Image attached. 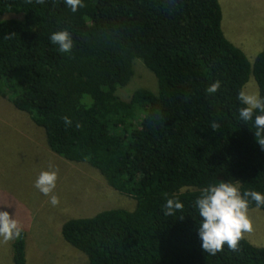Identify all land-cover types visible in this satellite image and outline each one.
Listing matches in <instances>:
<instances>
[{
  "label": "trees",
  "instance_id": "obj_1",
  "mask_svg": "<svg viewBox=\"0 0 264 264\" xmlns=\"http://www.w3.org/2000/svg\"><path fill=\"white\" fill-rule=\"evenodd\" d=\"M82 4L72 12L64 0H0V97L42 128L53 153L87 163L134 201L130 210L67 219L62 239L84 264H264V247L244 238L237 251L225 244L216 255L204 252L194 206L202 189L221 181L264 194V148L238 100L249 75L264 97V48L247 61L220 28L217 0ZM61 30L70 33V53L49 39ZM133 59L156 90L138 88L124 101L115 90L132 75ZM217 80L219 90L206 95ZM168 198L183 210L165 216ZM250 208L264 214L254 201ZM24 240L23 230L11 241L12 264H26Z\"/></svg>",
  "mask_w": 264,
  "mask_h": 264
},
{
  "label": "rangeland",
  "instance_id": "obj_2",
  "mask_svg": "<svg viewBox=\"0 0 264 264\" xmlns=\"http://www.w3.org/2000/svg\"><path fill=\"white\" fill-rule=\"evenodd\" d=\"M217 1L224 36L251 63L264 48V0ZM3 18L20 15L6 14ZM138 88L155 91L156 80L139 59H133L132 75L115 90V95L126 101ZM242 88L257 91L251 75ZM56 169L54 194L60 203L53 207L50 197L34 185L41 171ZM133 206L131 198L112 189L87 163L67 161L53 153L45 143L42 128L0 97V211L9 212L23 225L26 264H84L85 255L62 239L60 225L69 218L89 217L111 208L130 210ZM248 216L253 231L244 239L264 247L263 212L250 208ZM10 243H3L0 238V264H12Z\"/></svg>",
  "mask_w": 264,
  "mask_h": 264
},
{
  "label": "clouds",
  "instance_id": "obj_3",
  "mask_svg": "<svg viewBox=\"0 0 264 264\" xmlns=\"http://www.w3.org/2000/svg\"><path fill=\"white\" fill-rule=\"evenodd\" d=\"M32 3V0H28ZM72 12H76L83 7L82 0H64ZM37 4H44L45 0H35ZM15 33L5 35L6 39H11ZM50 41L59 45L61 53H70L73 46L70 33L67 30L56 31L51 34ZM220 88V81L209 85L206 95H214ZM188 97H185L187 100ZM238 100L243 105L239 109V116L242 121H253L255 128L254 135L257 143L264 148V97L258 91L250 92L241 89L238 93ZM66 126H71L72 121L64 117ZM154 119H160L157 114ZM79 127V124H77ZM220 124L213 121L210 125L212 130H218ZM52 168V165H49ZM58 179V169L41 171L35 180V187L45 196L50 197V204L55 207L60 203V199L54 194ZM250 201H254L257 207L264 206V194L258 191L246 190L241 194L239 186L230 182L221 181L219 184L209 185L202 189L201 195L194 201V206L198 209L202 218L198 226V234L202 240V250L209 255H216L223 251V246L237 251L239 242L245 234L253 231V224L248 216ZM184 205L178 199L168 198L164 205L165 216H174L177 211H182ZM178 218L183 219V216ZM23 232V225L9 212L0 211V238L3 243L20 239Z\"/></svg>",
  "mask_w": 264,
  "mask_h": 264
}]
</instances>
